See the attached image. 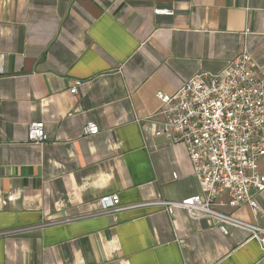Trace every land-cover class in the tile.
Here are the masks:
<instances>
[{
	"label": "crops",
	"instance_id": "obj_1",
	"mask_svg": "<svg viewBox=\"0 0 264 264\" xmlns=\"http://www.w3.org/2000/svg\"><path fill=\"white\" fill-rule=\"evenodd\" d=\"M243 52L264 74V0H0V264H264L244 228L100 203L199 193L186 146L143 127L162 117L158 94ZM89 122L98 135L84 136ZM250 195L255 208L223 211L264 228V192Z\"/></svg>",
	"mask_w": 264,
	"mask_h": 264
},
{
	"label": "built area",
	"instance_id": "obj_2",
	"mask_svg": "<svg viewBox=\"0 0 264 264\" xmlns=\"http://www.w3.org/2000/svg\"><path fill=\"white\" fill-rule=\"evenodd\" d=\"M157 15L174 12L157 8ZM82 81L70 88L78 97ZM164 109L159 119H149L145 132L165 136L184 144L198 181L199 193L183 201L158 200L122 205L118 195L100 199L102 212H121L137 207H162L169 213L186 209L191 215L216 220L221 232L230 227L248 230L264 248V228L240 221L223 211L243 204L256 207L250 190L264 192V74L251 55L243 52L221 71H202L192 76L173 96L158 94ZM95 122L83 128L84 136H95ZM29 141L42 145L47 141L45 124L32 123Z\"/></svg>",
	"mask_w": 264,
	"mask_h": 264
}]
</instances>
